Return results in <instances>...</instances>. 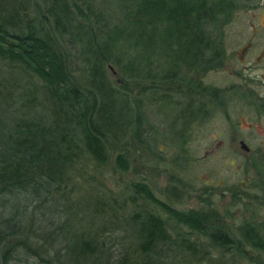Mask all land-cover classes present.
<instances>
[{
	"label": "trees",
	"instance_id": "1",
	"mask_svg": "<svg viewBox=\"0 0 264 264\" xmlns=\"http://www.w3.org/2000/svg\"><path fill=\"white\" fill-rule=\"evenodd\" d=\"M238 6L0 0V264H264L263 221L237 222L208 197L179 209L176 184L164 198L143 180L122 199L71 196L94 179L87 164L103 174L113 155L127 172L136 150L159 160L153 114L183 150L215 112L202 77L222 68Z\"/></svg>",
	"mask_w": 264,
	"mask_h": 264
},
{
	"label": "rangeland",
	"instance_id": "2",
	"mask_svg": "<svg viewBox=\"0 0 264 264\" xmlns=\"http://www.w3.org/2000/svg\"><path fill=\"white\" fill-rule=\"evenodd\" d=\"M224 45L222 68L202 77L204 84L218 90L212 97L213 103L217 97L215 112L195 121L183 150L170 145L164 115L153 114L159 160L136 150L131 152L127 172L112 167L113 155L103 174L94 173L87 164L85 172L94 174V179H79L78 190V185L72 188L73 199L90 195L91 189L92 194L122 199L131 180L146 181L157 197L164 198L162 188L173 183L183 193L173 203L179 209L200 207L208 197L220 212L233 213L237 222L244 218L264 222V0H239L225 27ZM138 88L132 85L133 92Z\"/></svg>",
	"mask_w": 264,
	"mask_h": 264
},
{
	"label": "water",
	"instance_id": "3",
	"mask_svg": "<svg viewBox=\"0 0 264 264\" xmlns=\"http://www.w3.org/2000/svg\"><path fill=\"white\" fill-rule=\"evenodd\" d=\"M240 146L244 149V150H248V147H247V145L241 140L240 141Z\"/></svg>",
	"mask_w": 264,
	"mask_h": 264
}]
</instances>
